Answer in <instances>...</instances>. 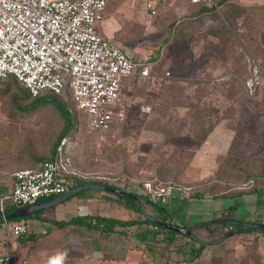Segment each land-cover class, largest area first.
Wrapping results in <instances>:
<instances>
[{"label":"rangeland","instance_id":"374dc122","mask_svg":"<svg viewBox=\"0 0 264 264\" xmlns=\"http://www.w3.org/2000/svg\"><path fill=\"white\" fill-rule=\"evenodd\" d=\"M193 1L110 0L105 24L109 39L136 62L161 57L157 72L169 73V80L153 90L139 77L121 78L125 83L121 87L125 117L106 132H92L83 118H77L78 135L72 143L77 168L91 172L95 168H125L130 175L132 170L135 175L138 168H150L149 173L134 176L141 183L157 178L156 170L161 168L166 181L185 186L195 185L204 174L211 173L212 168L201 167L213 161L217 165L216 178L227 184L244 182L248 174H243L240 168H255V163L260 162L264 176V77L257 65L264 53L254 51L257 46L264 50V31L258 37L255 35L257 40L251 47L259 61L247 53L236 62L224 61L226 53L217 39L213 43L206 35L207 23L216 26L212 20L202 19L194 28H188L187 38L163 33L175 18H182L181 11L193 14L202 7V1L198 0L196 5ZM204 1L210 6L216 0ZM235 1L264 5V0ZM148 4L153 6L155 15ZM216 12L221 14L219 8ZM216 53L223 58L216 60ZM231 71L246 80L245 87L238 81L230 83ZM209 76L217 85H209L206 80ZM8 82L0 80V173L14 174L32 168L37 158L49 153L63 122L52 105L27 108L32 104L29 100L14 106L10 97L18 91ZM201 120L206 124L199 125ZM221 121L237 133L238 149L216 159L208 158L203 150L197 157L200 145L191 137L194 134L199 137ZM235 126L243 132L235 131ZM194 161L196 168L190 166ZM144 187L148 196H143L151 200L150 194L156 189L153 182H144ZM139 188L132 190L138 192Z\"/></svg>","mask_w":264,"mask_h":264},{"label":"crops","instance_id":"0c3cea01","mask_svg":"<svg viewBox=\"0 0 264 264\" xmlns=\"http://www.w3.org/2000/svg\"><path fill=\"white\" fill-rule=\"evenodd\" d=\"M180 15V20L196 18V13L186 11H181ZM203 19L212 20L210 17ZM105 24L106 11L99 23V31L109 38ZM207 25L209 28L214 27L212 23ZM263 31L264 26L260 32ZM210 38L215 43V37ZM160 60L161 57H157L149 63L156 65ZM124 84L121 81V87ZM234 136L235 132L226 127V122L217 123L200 144L196 151L197 157L203 150L208 158L226 156ZM259 165L260 162L258 165L255 163V168H240L243 174L250 175L244 178V182L231 181L227 184L216 178L215 161L207 167H201L212 168V171L204 174L195 185L183 186L168 182L164 179L166 176H162L164 173L161 168L156 170L161 180L156 177L144 180L153 182L156 189L166 185L172 186V189L167 201L159 203L163 208L162 213L143 206L142 216L150 217L154 213L157 218H164L172 225L190 228L193 238L179 234L171 236L144 222L126 228L116 227L109 234L84 226L68 225L59 228L56 223L85 216L141 221V216L127 204L98 186L118 184L124 192L148 196L144 193V182L141 183L134 176L149 173L150 168H138L135 175L133 170L130 175L125 168H95L98 171L94 169L93 172L87 168H77L84 174L92 175L94 184L84 186V189L60 204L39 209L25 217L27 219L23 224L28 227V233L23 237L8 234L1 223L0 255L10 253L15 257L16 264H264V233L242 229L245 224H264V176L261 175L263 171ZM190 166L198 167L195 161ZM12 174L0 173V199L11 193L14 182ZM246 178H249L248 181ZM132 188H139L140 191L134 192ZM95 189L101 192L98 194ZM71 190L75 189L69 188ZM57 197L41 199L32 205L47 204ZM262 200L263 203H260ZM216 220H223L226 224H214ZM238 223L242 224L241 232L230 229L229 225ZM233 231L234 234L227 237Z\"/></svg>","mask_w":264,"mask_h":264},{"label":"built area","instance_id":"2783aa9c","mask_svg":"<svg viewBox=\"0 0 264 264\" xmlns=\"http://www.w3.org/2000/svg\"><path fill=\"white\" fill-rule=\"evenodd\" d=\"M147 7L154 15L153 6ZM105 9V0H0V79H16L32 98L67 91L92 132L110 130L125 117L121 78L139 77L154 89L169 80V73L154 74V64L134 61L103 36L99 23ZM69 144L66 138L60 141L56 161L13 174L11 193L0 199L2 228L8 234L25 236L28 227L8 224L6 202L26 207L69 192L70 179L78 177ZM166 186L149 195L152 202L167 201L172 186ZM16 263L10 253L0 255V264Z\"/></svg>","mask_w":264,"mask_h":264},{"label":"trees","instance_id":"16d2710c","mask_svg":"<svg viewBox=\"0 0 264 264\" xmlns=\"http://www.w3.org/2000/svg\"><path fill=\"white\" fill-rule=\"evenodd\" d=\"M105 2H106L105 11H107V7H108L110 0H105ZM198 2H195L193 4L196 5ZM201 6L202 7H200L198 11L196 12V18H187L184 20H180V19L177 20L175 18L171 24H169L167 27L165 26L167 28L166 29L167 31L164 30L163 33L170 32L173 38L175 37L177 38L179 36L187 38L188 28L192 29L197 24H199L204 17H210L214 22H216V26L208 28L206 35L215 37L218 40L219 46L226 53V58H224V61L225 60L228 61L230 59H232L233 62H236L238 59L242 60L247 55V53L252 55V58L254 59V61H259L257 60L258 59L257 56L254 55V51L256 50L260 52V54L262 55L264 53V50L261 49V47L257 46V48L254 49V51H252L251 47L253 46L252 42L257 40L260 30L264 26V6L263 5L262 6L245 5L235 0H216L215 3L208 6L206 2L202 0ZM217 8L220 9V12L222 15L216 12ZM163 24L164 22H162V25ZM214 57L216 60H219L223 58V55L221 53H216ZM159 63L160 62H158V64ZM158 64L154 65V67L152 68V72L154 74H159L157 72ZM257 65L261 73L264 75V55L260 58V61ZM228 74H229L228 80L230 81V83L234 84L238 81L242 83V85L244 84L243 86L245 87L246 80L243 81L242 79H240L238 75L235 74L233 71L228 72ZM0 80L9 81L8 82L9 86L11 85L16 86L18 92L10 97V101L14 106L22 102L29 101V100H32V104L27 106V108L30 107L31 105H33L32 107H36L38 105L40 106L52 105L62 119V122H63L62 130L60 131L59 135L56 137L55 141L52 143L49 153L46 156L37 158L36 165L32 167L33 169H39L40 166H42L44 163L56 161L57 154H58L57 149H58L60 141L63 138H66L70 142L73 143L74 139L77 138V135H78L77 133L78 132V122H77L78 119L77 118L79 117L83 118L85 120V124L88 126L87 116L76 108L70 94L67 91H64L61 95H54L49 92H43L39 96L32 98L28 90L25 88V86L19 83L16 79L12 77H8L5 79H0ZM206 80L209 83V85L210 84L212 86L217 85L216 81L214 80L210 81V76ZM205 124L206 123L203 120L199 122V125L201 126ZM214 126L213 127L210 126L206 131L201 133L199 137H197L194 134V136H192L191 138L197 142V145L202 144L207 138V136L211 133ZM236 127L237 126H235L234 128L235 131L238 130V131L243 132L242 128L238 129ZM236 136H237V133H235L234 139L228 150V154L234 148L238 149L237 142L239 140L236 138ZM74 166L77 169V166L75 165V163H74ZM77 173H78V177L70 179L71 189H76V188L84 187L90 184H94L93 180H91L93 179L92 175L84 174V172L79 171V169H77ZM158 179L161 180L160 178ZM248 179L249 178H246V181H248ZM102 184H105V182H103ZM104 186H107L110 188L111 187L118 188L119 190L124 191L123 189L119 188L118 184H113V185L105 184ZM95 191L101 192L100 190H97V189H95ZM113 195L119 198L120 200H122L125 204L129 206V208H131L135 213L141 216V221H138V220L119 221V220H113V219H108V218L85 216V217L74 218L68 222L56 223V225L59 228H62L68 225L69 226H84L90 229L100 231L102 234L103 233L109 234L112 231H114L116 227L126 228V227H131L134 225H138L143 222L147 224H151L152 226L155 227V225L151 223L147 217L142 216L141 212H142L143 206H149L152 209L156 210L157 212H161V213L163 212V208L159 205V203H154L151 200H148L144 196L134 194L139 200V205H137L131 200L123 198L122 196H119L117 194H113ZM22 208H23L22 206L7 203V205H4V215L8 217L18 212ZM150 217L162 223L170 224L164 218H161V219L157 218V216H155L154 213ZM25 219L27 218L10 220L8 221V223L10 224H16V223H21V222L23 223ZM1 223H2V217L0 214V224ZM215 223H225V221L221 220L219 222V220H216L214 224ZM241 225L242 224L238 223L236 225L232 224L229 226H231L230 229L232 230L237 229L239 232H241V229H240ZM155 228H157L158 230L167 232L171 236L177 235L173 233L172 231L160 228L158 226H156ZM245 231H258V232L264 233V230L253 229V228L246 229ZM225 235H227V233H225Z\"/></svg>","mask_w":264,"mask_h":264},{"label":"water","instance_id":"95a60500","mask_svg":"<svg viewBox=\"0 0 264 264\" xmlns=\"http://www.w3.org/2000/svg\"><path fill=\"white\" fill-rule=\"evenodd\" d=\"M85 187H90V186H85ZM85 187L78 188V189H75V190H71L68 193H66V194H64L62 196H59L56 199L48 202L47 204L26 206V207L22 208L21 210H19L18 212L6 217L5 220L6 221H10V220H15V219L25 218V217L31 215V213L34 212V211H37V210L42 209V208H49V207L55 206L57 204H60L61 202H63L67 198H69L72 194L81 191ZM98 187L103 189V190H105V191H107V192L122 196L123 198L131 200L135 204L139 205L138 198L135 195H133V194H130V193H127V192H124V191H121V190H118V189H115V188H109V187H105V186H98ZM147 218L155 226H158L160 228L172 231L175 234H179V235H182V236L193 238V233L190 230V228H187V227L183 228V227H178V226H175V225L165 224V223L157 221V220H155V219H153L152 217H149V216H147ZM251 228L264 230V224H245V225L242 226V229H251ZM234 232L235 231H233L230 234H228L227 237L233 235Z\"/></svg>","mask_w":264,"mask_h":264},{"label":"snow or ice","instance_id":"6c2138e0","mask_svg":"<svg viewBox=\"0 0 264 264\" xmlns=\"http://www.w3.org/2000/svg\"><path fill=\"white\" fill-rule=\"evenodd\" d=\"M57 264H58V262H57Z\"/></svg>","mask_w":264,"mask_h":264}]
</instances>
